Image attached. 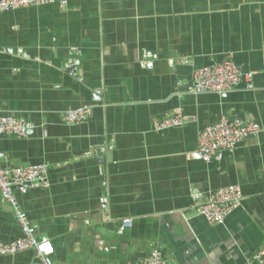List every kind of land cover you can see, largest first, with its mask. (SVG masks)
Listing matches in <instances>:
<instances>
[{
    "label": "crops",
    "instance_id": "crops-1",
    "mask_svg": "<svg viewBox=\"0 0 264 264\" xmlns=\"http://www.w3.org/2000/svg\"><path fill=\"white\" fill-rule=\"evenodd\" d=\"M227 56L245 80L193 93V71ZM263 66L264 0H64L0 13V115L33 126L0 136V162L47 167L49 188L15 194L53 248L48 264L134 263L153 249L169 264H252L264 250ZM82 107L86 121L67 125L63 114ZM178 111L181 125L155 129ZM225 115L262 130L206 162L197 134ZM233 185L239 205L210 226L194 205ZM20 237L0 199V242ZM0 264L42 262L29 250Z\"/></svg>",
    "mask_w": 264,
    "mask_h": 264
},
{
    "label": "built area",
    "instance_id": "built-area-1",
    "mask_svg": "<svg viewBox=\"0 0 264 264\" xmlns=\"http://www.w3.org/2000/svg\"><path fill=\"white\" fill-rule=\"evenodd\" d=\"M63 4L64 0H0V13L18 11L33 5ZM143 67L153 69V62L143 55ZM264 73V66L262 69ZM245 80V74L231 56L206 67L197 68L191 78L193 93L227 94L234 91ZM89 114L87 107L65 112L64 121L67 125L82 124ZM181 114L154 123L155 129L181 125ZM32 124L22 117L0 115V136L13 139L25 138ZM262 127L245 119L221 116L215 123L200 130L197 134L198 150L202 160L209 162L219 159L222 152L233 150L247 138L256 136ZM50 187L47 167L37 164L29 167H12L0 162V199L7 203L21 231V237L14 242H0V256L14 255L20 251H32L48 264L53 255V248L45 236L36 234L34 227L23 217L15 194V190L24 193L29 190ZM242 198L238 186H228L209 193L194 205L196 214L206 220L210 226L222 224ZM122 223H127L126 221ZM252 264H264V250L256 252L251 258ZM122 264H169L161 251L153 249L145 258L131 263Z\"/></svg>",
    "mask_w": 264,
    "mask_h": 264
}]
</instances>
